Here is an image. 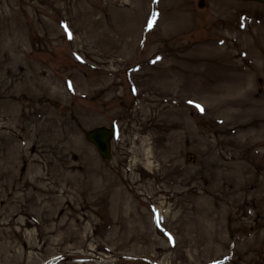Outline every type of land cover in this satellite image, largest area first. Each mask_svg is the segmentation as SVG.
<instances>
[{
    "label": "rangeland",
    "instance_id": "obj_1",
    "mask_svg": "<svg viewBox=\"0 0 264 264\" xmlns=\"http://www.w3.org/2000/svg\"><path fill=\"white\" fill-rule=\"evenodd\" d=\"M200 1L0 0V264H264V3Z\"/></svg>",
    "mask_w": 264,
    "mask_h": 264
},
{
    "label": "water",
    "instance_id": "obj_2",
    "mask_svg": "<svg viewBox=\"0 0 264 264\" xmlns=\"http://www.w3.org/2000/svg\"><path fill=\"white\" fill-rule=\"evenodd\" d=\"M264 2V0H257ZM199 5L203 7L205 1L201 0ZM86 138L93 143L104 159L112 158V139L116 134V125L98 126L86 131Z\"/></svg>",
    "mask_w": 264,
    "mask_h": 264
},
{
    "label": "snow or ice",
    "instance_id": "obj_3",
    "mask_svg": "<svg viewBox=\"0 0 264 264\" xmlns=\"http://www.w3.org/2000/svg\"><path fill=\"white\" fill-rule=\"evenodd\" d=\"M155 16L153 17V19H152V21L150 22V24H149V27H152L154 24H155ZM190 103H192L191 101H190ZM197 107L200 109V111H203L204 109H203V107L202 106H200V105H197Z\"/></svg>",
    "mask_w": 264,
    "mask_h": 264
}]
</instances>
